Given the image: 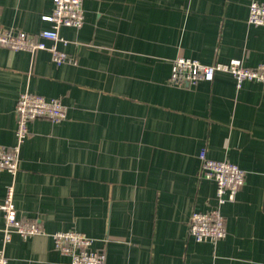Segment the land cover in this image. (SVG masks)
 <instances>
[{
    "label": "crops",
    "instance_id": "crops-1",
    "mask_svg": "<svg viewBox=\"0 0 264 264\" xmlns=\"http://www.w3.org/2000/svg\"><path fill=\"white\" fill-rule=\"evenodd\" d=\"M81 1L83 26L59 30L72 64L0 47V146L16 145L21 93L66 112L30 122L16 174L0 169V205L12 186L17 218L42 229L4 244L0 211L8 264H69L51 235L70 231L92 238L105 264L264 262V84L237 88L224 72L168 84L177 57L264 68V27L247 22L249 4L264 0ZM52 9V0H0V30L37 34ZM202 149L245 172L220 208L226 236L216 244L188 234L191 213L215 206L214 183L198 177Z\"/></svg>",
    "mask_w": 264,
    "mask_h": 264
},
{
    "label": "built area",
    "instance_id": "built-area-1",
    "mask_svg": "<svg viewBox=\"0 0 264 264\" xmlns=\"http://www.w3.org/2000/svg\"><path fill=\"white\" fill-rule=\"evenodd\" d=\"M53 9L49 16L43 17L50 24L48 29L37 34L0 30V47L14 52L34 53L47 51L56 66L64 63L72 64L73 60L57 45L65 46L59 30L62 27L78 30L83 26L84 16L81 0H52ZM247 22L251 26L264 27V1H252L248 6ZM48 43H50L48 45ZM218 72L232 76L237 88L245 81L264 84V68H245L239 60L228 63L204 65L194 59L177 57L171 64L168 84L178 88L194 87L199 81L212 80ZM66 117L65 107L57 99L45 100L43 97L23 92L15 105V138L16 145L11 148L0 146V169L10 176L18 170V151L20 144L28 136V124L35 120H47L59 123ZM198 177L215 185V206L207 212H192L188 222V234L198 243L216 244L226 236L225 220L221 214V206L234 201L238 190L244 184L245 172L237 165L227 161L209 159L206 150L198 154ZM13 187L8 186L0 211L4 218L3 242H10L16 234L23 241L39 234L42 229L38 222L21 220L16 216ZM54 249L69 259V264H105L102 250L92 249L94 240L77 232H55L51 235ZM0 264H8L6 257L0 252ZM261 264H264L262 262Z\"/></svg>",
    "mask_w": 264,
    "mask_h": 264
}]
</instances>
